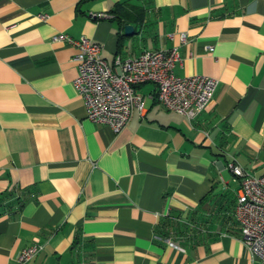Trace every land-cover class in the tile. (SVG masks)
Listing matches in <instances>:
<instances>
[{"label": "crops", "instance_id": "obj_1", "mask_svg": "<svg viewBox=\"0 0 264 264\" xmlns=\"http://www.w3.org/2000/svg\"><path fill=\"white\" fill-rule=\"evenodd\" d=\"M62 34L112 69L177 48L174 75L216 80L213 99L187 120L140 85L115 135L86 118ZM229 163L264 174V0H0V264L34 245L25 264H259Z\"/></svg>", "mask_w": 264, "mask_h": 264}, {"label": "built area", "instance_id": "obj_2", "mask_svg": "<svg viewBox=\"0 0 264 264\" xmlns=\"http://www.w3.org/2000/svg\"><path fill=\"white\" fill-rule=\"evenodd\" d=\"M91 17L103 19L105 15ZM39 18L45 20L46 16ZM52 40L65 43L75 51L72 58L77 66L74 88L83 99L86 118L93 124L107 126L115 135L128 125L133 111L143 112L145 98L136 91L140 85H155L158 103L166 111L187 120L197 117L213 99L216 80L202 75H174L175 66L181 64L177 48L144 52L133 59L117 57L112 69L101 57V46L97 42L63 34ZM180 41L185 43L184 35L180 36ZM205 50L212 52L213 48ZM227 168L239 181L234 217L240 226V241L254 260L264 264V174L251 176L234 163H229ZM39 249L36 245L24 249L17 259L18 264L27 263Z\"/></svg>", "mask_w": 264, "mask_h": 264}, {"label": "water", "instance_id": "obj_3", "mask_svg": "<svg viewBox=\"0 0 264 264\" xmlns=\"http://www.w3.org/2000/svg\"><path fill=\"white\" fill-rule=\"evenodd\" d=\"M132 31H133V27H132V26H130V25H126V26L124 27V32H125L126 35L131 34Z\"/></svg>", "mask_w": 264, "mask_h": 264}, {"label": "trees", "instance_id": "obj_4", "mask_svg": "<svg viewBox=\"0 0 264 264\" xmlns=\"http://www.w3.org/2000/svg\"><path fill=\"white\" fill-rule=\"evenodd\" d=\"M117 19H118V21H120V17L119 16H117Z\"/></svg>", "mask_w": 264, "mask_h": 264}]
</instances>
